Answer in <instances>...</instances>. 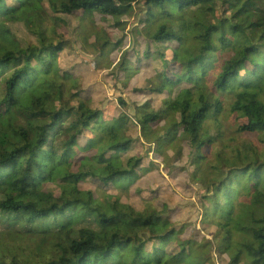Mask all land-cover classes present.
I'll return each mask as SVG.
<instances>
[{
    "label": "trees",
    "instance_id": "1",
    "mask_svg": "<svg viewBox=\"0 0 264 264\" xmlns=\"http://www.w3.org/2000/svg\"><path fill=\"white\" fill-rule=\"evenodd\" d=\"M139 5L151 35L141 56L121 42L93 44L97 58L119 54L122 85L132 80L143 100L133 117L116 119L99 110L96 85L82 88L78 38L86 46L89 31L117 35ZM166 6L175 14L162 18ZM205 82L220 99L204 98ZM242 94L255 98L238 132H264V0H0V238L37 241L27 254L0 253V264H194L205 252L264 264V163L210 168L204 154L222 101ZM142 142L154 144L153 161ZM185 148L189 171H212L200 204L211 231L199 228L201 241L149 182L161 151ZM48 239L54 253L40 259Z\"/></svg>",
    "mask_w": 264,
    "mask_h": 264
},
{
    "label": "rangeland",
    "instance_id": "2",
    "mask_svg": "<svg viewBox=\"0 0 264 264\" xmlns=\"http://www.w3.org/2000/svg\"><path fill=\"white\" fill-rule=\"evenodd\" d=\"M68 1L61 0L63 3H67ZM174 10V7L166 6L161 17L168 18L169 16H173L175 14ZM144 11L145 9L142 5L135 6L134 14L125 20L122 31L117 35H112L108 38L106 33L102 31H89L88 44L86 46L82 45V39L78 38L79 48L77 51L82 63V71L80 73L82 88L87 90L89 86L96 85L101 90V95L105 99V103L99 110L108 112L116 119H120L122 115L133 117L132 109H138L143 100L138 97V94H133L129 91L128 88H132V80L127 81L126 86L122 85V74L119 71V67H117V63L120 61L119 54L112 53L105 59L97 58L96 53L98 51L93 44L96 42L101 43L103 40H107L112 44H119L121 42V47L124 49L133 48L141 56L145 51L146 41L151 40V35L143 31L141 25L138 23V19ZM32 19L31 17L30 20ZM100 25L102 24L100 23ZM70 32L59 28H53L49 32L46 28L44 30V33H55L68 40L73 37ZM188 37H183L180 46H190L187 40ZM178 46V43H174L172 44V49L175 51L179 48ZM206 55L208 54L206 53ZM97 61L98 65L96 64ZM146 64L140 63L135 65L134 68H144ZM112 74L120 81L116 82ZM48 78L51 83L57 85L63 83L60 78L52 74ZM200 91L210 103L220 99L210 82L203 83ZM119 98L128 103L126 108H123L125 106L120 104ZM254 98V96L242 94L229 96L222 101V109L225 116L220 117V123L217 128L219 135L208 140L204 152L207 158L206 162L210 168L214 167L218 163V160H222L229 165H238L239 161L244 163L251 161L252 158H257L258 161L264 163V132L257 130L251 132L247 129H242L238 132L239 123L245 122L249 117L248 107ZM194 99H197V95L194 96ZM79 108L84 109L81 105H79ZM85 138L79 141L80 146L85 142L83 146L89 144V137ZM142 145L143 156L148 158L149 161H153L154 144L142 142ZM187 149L161 151L159 162H157L158 165L155 167V172L149 182L156 183L164 191L165 203L169 210L177 211L176 215L173 216L174 220L180 226L191 229L193 241H201L204 235H208L207 231H211V229L200 224V204L202 194L211 180L212 171L210 169H201V172L198 174L189 171V149ZM174 177L177 178L174 180ZM199 228L204 230V235H201L203 234L202 232L201 234L198 232ZM36 242V240L29 237L3 236L0 238V253L7 255L27 254L32 251ZM53 253V240L48 239L44 241L40 251V259L41 254L43 258L44 256L45 258H49ZM193 263L228 264V259L216 254H214V258L212 259V255L209 252H205L200 257L194 259Z\"/></svg>",
    "mask_w": 264,
    "mask_h": 264
}]
</instances>
